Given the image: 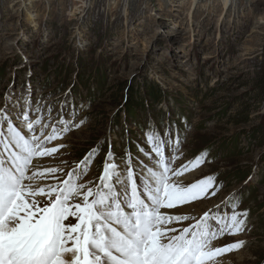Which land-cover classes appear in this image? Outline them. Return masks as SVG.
Instances as JSON below:
<instances>
[{
    "label": "rangeland",
    "instance_id": "374dc122",
    "mask_svg": "<svg viewBox=\"0 0 264 264\" xmlns=\"http://www.w3.org/2000/svg\"><path fill=\"white\" fill-rule=\"evenodd\" d=\"M128 87L142 106L126 119ZM149 87L161 97L146 106ZM6 106L17 127L29 109L45 123L61 115L85 121L49 145H64L55 156L38 158L41 172L66 173L99 149L82 183H98L109 144L118 164L126 149L133 163H149L137 151H150L149 132L165 140L170 133L165 154L180 156L173 167L206 150V161L181 179L213 175L219 192L175 211L199 217L221 205L230 212L222 202L235 195L247 230L212 243H245L217 257L264 264V0H0V109Z\"/></svg>",
    "mask_w": 264,
    "mask_h": 264
},
{
    "label": "snow or ice",
    "instance_id": "6c2138e0",
    "mask_svg": "<svg viewBox=\"0 0 264 264\" xmlns=\"http://www.w3.org/2000/svg\"><path fill=\"white\" fill-rule=\"evenodd\" d=\"M17 119L20 127L7 106L0 109V264H216L218 255L243 247L242 240L215 248L212 243L247 230L248 213L237 211L235 195L222 202L230 212L221 205L199 217L175 211L219 192L213 175L181 179L206 161V150L173 167L180 156L165 154L170 133L165 140L149 132L150 151L137 145L149 163L139 157L133 163L126 149L118 164L109 144L98 183H82L99 149L66 173L59 167L41 172L38 158L55 156L64 145H49L80 128L83 119L76 123L61 115L45 123L42 115L32 119L30 109ZM179 143L177 138V150ZM38 178L56 182L40 185ZM187 221L192 223L178 227Z\"/></svg>",
    "mask_w": 264,
    "mask_h": 264
},
{
    "label": "trees",
    "instance_id": "16d2710c",
    "mask_svg": "<svg viewBox=\"0 0 264 264\" xmlns=\"http://www.w3.org/2000/svg\"><path fill=\"white\" fill-rule=\"evenodd\" d=\"M263 88V86H262ZM125 99H124V112L127 113L126 119L135 117V112L138 111L142 106V99L137 100L135 92H133V87H128L125 89ZM140 94V93H139ZM140 97H142V94H140ZM143 97L146 100V106L148 103V99L151 102H158V100L161 97L160 90L156 87H149L146 88L145 91H143Z\"/></svg>",
    "mask_w": 264,
    "mask_h": 264
},
{
    "label": "bare ground",
    "instance_id": "6f19581e",
    "mask_svg": "<svg viewBox=\"0 0 264 264\" xmlns=\"http://www.w3.org/2000/svg\"><path fill=\"white\" fill-rule=\"evenodd\" d=\"M225 1L227 2V0H225ZM235 236H236V235H235ZM235 236H234V237H235ZM238 236H239V235H238ZM217 245H218V244H216V246H217ZM216 246H215V247H216ZM228 254H229V253H226V255H225L226 257H222V258L217 257V258H215L216 264H218V263H220V264H226L227 258H228V256H229ZM238 257H239V258H240V257L243 258V256L240 255V254L238 255ZM241 258H240V259H241ZM221 259H223V260H221ZM243 260L246 261L245 258H244ZM233 264H234V263H233ZM239 264H242V263H239Z\"/></svg>",
    "mask_w": 264,
    "mask_h": 264
}]
</instances>
